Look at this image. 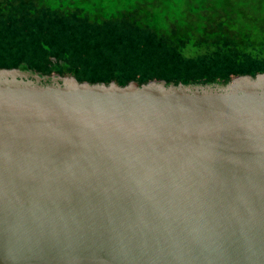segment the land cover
I'll use <instances>...</instances> for the list:
<instances>
[{
	"label": "water",
	"instance_id": "water-1",
	"mask_svg": "<svg viewBox=\"0 0 264 264\" xmlns=\"http://www.w3.org/2000/svg\"><path fill=\"white\" fill-rule=\"evenodd\" d=\"M0 264H264V74L0 70Z\"/></svg>",
	"mask_w": 264,
	"mask_h": 264
},
{
	"label": "trees",
	"instance_id": "trees-1",
	"mask_svg": "<svg viewBox=\"0 0 264 264\" xmlns=\"http://www.w3.org/2000/svg\"><path fill=\"white\" fill-rule=\"evenodd\" d=\"M0 70L225 86L264 74V0H0Z\"/></svg>",
	"mask_w": 264,
	"mask_h": 264
}]
</instances>
